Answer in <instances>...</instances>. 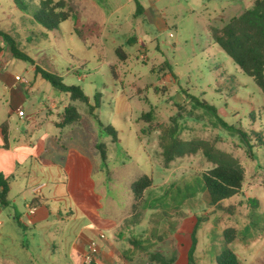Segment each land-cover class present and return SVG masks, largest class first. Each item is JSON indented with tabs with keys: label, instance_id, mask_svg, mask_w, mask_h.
I'll return each mask as SVG.
<instances>
[{
	"label": "rangeland",
	"instance_id": "374dc122",
	"mask_svg": "<svg viewBox=\"0 0 264 264\" xmlns=\"http://www.w3.org/2000/svg\"><path fill=\"white\" fill-rule=\"evenodd\" d=\"M41 1L0 0V28L41 67L59 75L66 84L83 87L89 103L98 95L94 112L116 131L118 153L110 164L126 162L118 164L117 177L110 178L107 194L112 198H102L101 211L121 217L129 208L127 181L145 173L151 177V185L135 202L136 218L128 220H135L132 233L146 237L145 243L156 238L153 248L157 250L149 254L163 261V254L173 253L177 238L182 239L183 248L190 246L194 227L192 264H215L216 255L225 246L224 229L234 227L236 236L228 247L239 261L264 264V97L254 80L212 42L208 28L210 23L223 25L254 0H197L193 4L169 0L157 5L164 22L161 29L148 23L144 12L135 14L133 1L74 0L84 21L101 26L100 34L87 41L71 32V19L62 21L57 29L39 23L32 10ZM132 36L141 38L143 45L130 41ZM0 47V72L25 77L34 83L33 93L61 107L68 103L76 106L81 121L67 123L58 140L76 146L111 140L112 135L98 125L85 102L71 101L68 93L34 76L32 63L12 56L3 36ZM27 100L26 107L37 102L32 95ZM197 101L213 105L223 121L245 131L253 139L248 140L251 147L247 150L239 133L216 122ZM0 102L6 110L5 97ZM148 110L152 111L150 119H140ZM13 117L20 121L16 113ZM173 118L180 138L209 140L239 160L245 173L239 193L219 205L209 202L201 188V173L211 163L200 151L164 164L160 143L174 126ZM253 130L262 135L263 143L253 144ZM145 152L151 154L150 160ZM247 197L255 198L256 203H248Z\"/></svg>",
	"mask_w": 264,
	"mask_h": 264
},
{
	"label": "crops",
	"instance_id": "0c3cea01",
	"mask_svg": "<svg viewBox=\"0 0 264 264\" xmlns=\"http://www.w3.org/2000/svg\"><path fill=\"white\" fill-rule=\"evenodd\" d=\"M126 1L134 2V12L138 1L148 23L158 29L164 25L157 5L169 0ZM182 1L193 4L197 0H170L174 4ZM134 38L143 45L141 38ZM0 83L4 92L0 101L5 97L8 104L3 110L0 102V124L7 125L6 146L0 131V172L8 178L7 203H0V264H84L82 254L90 239L96 240L98 251L87 264H188L189 246L186 242L183 248L181 238L172 247L173 253L163 254L166 259L161 261L149 254L157 250L153 248L156 238L145 243L146 237L132 233L136 222L128 218H136L135 202L140 198L135 199L131 183L141 175L126 183L129 208L121 217L101 211L102 198H112L107 194L110 178L117 177L118 164L126 163L121 160L110 164L118 153L112 138H106L107 143L91 140L82 146L62 142L58 133L69 125L62 123L66 105L61 107L44 95H36L34 83L23 84L6 72H0ZM29 95L37 102L26 107ZM13 113L19 122L14 121ZM80 118L74 122H80ZM98 143L105 144V160ZM145 153L150 160L151 154ZM30 207L34 208L32 213Z\"/></svg>",
	"mask_w": 264,
	"mask_h": 264
},
{
	"label": "trees",
	"instance_id": "16d2710c",
	"mask_svg": "<svg viewBox=\"0 0 264 264\" xmlns=\"http://www.w3.org/2000/svg\"><path fill=\"white\" fill-rule=\"evenodd\" d=\"M25 4L22 9L25 10ZM142 13L141 4L136 1L135 14ZM33 17L48 29H57L64 20H72V31L82 41H87L90 37L98 36L101 26L96 21H84L81 16V7L74 0H42L32 10ZM212 42L221 48L231 57L234 63L248 76H250L256 85L260 88L264 97V0H254L252 5L244 9L240 14L232 16L222 26H210L209 28ZM0 36H3L6 45L12 56L22 58L34 64L35 74H39L47 80L54 88L68 93L71 100H80L87 104L88 111L97 121L98 125L116 140V131L109 124H103L94 112L98 106L99 97L94 96V103H89L87 94L82 87L74 84H66L61 77L53 73L34 61L32 57L20 50L15 41L9 34L0 28ZM134 41V37H130ZM0 47V51H1ZM124 56V55H122ZM203 105L214 120L220 125L227 127L232 133H239V139L244 143L247 150L251 147L248 140H253L249 135L233 125L227 124L217 114L213 105L205 101L198 102ZM151 110L140 114L142 120L150 119ZM62 123H71L78 121L80 114L74 104H67L64 107ZM174 121V126L169 129L165 137L161 140V154L165 165L171 160L187 154H193L198 151L202 153L205 159L211 163V166L204 169L201 173L202 190L206 192L209 202L213 205H219L220 201L240 192L245 173L242 164L231 153L215 147L209 140L203 138L182 139L179 137V127ZM0 131L4 138L3 146H6V123L0 124ZM255 141L253 144L263 143L262 135L257 131H252ZM97 148L100 151L102 160L106 158V147L103 143H98ZM151 184V177L143 174L131 183V188L135 199L142 196L143 190ZM8 178L0 172V203H7ZM246 201L252 205L256 203L255 198H246ZM196 224V223H195ZM194 227L191 232V243L187 251L188 264H192V252L194 248L193 240ZM225 246L215 257V264H242L228 244L236 236V229L228 227L224 229Z\"/></svg>",
	"mask_w": 264,
	"mask_h": 264
},
{
	"label": "built area",
	"instance_id": "2783aa9c",
	"mask_svg": "<svg viewBox=\"0 0 264 264\" xmlns=\"http://www.w3.org/2000/svg\"><path fill=\"white\" fill-rule=\"evenodd\" d=\"M14 79L20 81L23 84H27L29 81L20 76L19 74L14 75ZM20 115L21 111H20ZM30 213L34 211L33 207H30L28 210ZM99 237L103 238L104 234L102 232L99 233ZM98 251V244L95 239H90L87 243L86 250L82 254V260L84 264L90 263L93 260L94 254Z\"/></svg>",
	"mask_w": 264,
	"mask_h": 264
}]
</instances>
